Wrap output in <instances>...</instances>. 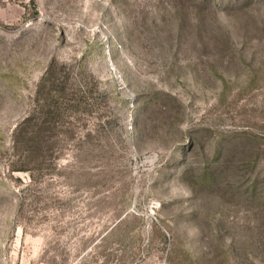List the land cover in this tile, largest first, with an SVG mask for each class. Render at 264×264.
Segmentation results:
<instances>
[{"label":"rangeland","instance_id":"rangeland-1","mask_svg":"<svg viewBox=\"0 0 264 264\" xmlns=\"http://www.w3.org/2000/svg\"><path fill=\"white\" fill-rule=\"evenodd\" d=\"M0 264H264V0H0Z\"/></svg>","mask_w":264,"mask_h":264},{"label":"trees","instance_id":"trees-1","mask_svg":"<svg viewBox=\"0 0 264 264\" xmlns=\"http://www.w3.org/2000/svg\"><path fill=\"white\" fill-rule=\"evenodd\" d=\"M51 68L52 67L50 66V69H48V73L46 75H49L51 73ZM46 77L42 78L41 82L38 85V94L41 93L42 86L45 82ZM46 95L43 104L39 105L40 103L38 99V105L34 113L26 118L16 130V136L19 135V133L20 135L25 136L24 141L27 146L32 147L33 145H35L37 147L43 148L45 145H47L48 138L44 137L42 133L44 130L43 128L51 122L50 120L51 117L54 116V113L58 112L59 105L56 103V101L50 99L48 93ZM24 127L27 128L25 129ZM44 138H46L45 141H43ZM208 182H211V179H209Z\"/></svg>","mask_w":264,"mask_h":264}]
</instances>
